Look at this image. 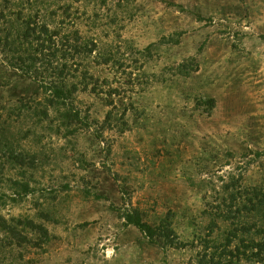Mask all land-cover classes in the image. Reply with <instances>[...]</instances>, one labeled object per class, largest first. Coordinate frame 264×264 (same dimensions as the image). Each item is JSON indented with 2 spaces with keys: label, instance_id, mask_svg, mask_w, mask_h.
<instances>
[{
  "label": "rangeland",
  "instance_id": "rangeland-1",
  "mask_svg": "<svg viewBox=\"0 0 264 264\" xmlns=\"http://www.w3.org/2000/svg\"><path fill=\"white\" fill-rule=\"evenodd\" d=\"M35 1L69 8L70 29L97 46L88 65L103 93L75 95L78 129L58 130L52 111L38 124L18 102L41 95L0 52V260L211 264L202 247L224 245L228 226L211 233L205 213L226 183L264 193V0ZM132 210L151 226L168 216L185 248L151 244L121 219ZM27 220L48 239L30 228L26 247H5L1 226L25 234Z\"/></svg>",
  "mask_w": 264,
  "mask_h": 264
},
{
  "label": "trees",
  "instance_id": "trees-1",
  "mask_svg": "<svg viewBox=\"0 0 264 264\" xmlns=\"http://www.w3.org/2000/svg\"><path fill=\"white\" fill-rule=\"evenodd\" d=\"M68 9L54 8L49 11L46 3L35 0H0V52L3 53L8 68L30 80L35 85L36 93L42 98L38 101L19 100L18 107L38 118V124H42L52 111L56 116L53 123L58 126V130H74L82 125L80 113L73 106L78 92L88 90L91 85L94 94L103 93L99 81L90 74L88 65L97 46L93 41L83 38L77 30L70 29L73 21L68 16ZM57 10H63L64 16L55 22ZM49 20L53 26L48 23ZM103 61V65L109 62ZM113 91L117 93L116 90ZM107 95L111 98L114 94L109 92ZM205 104L209 106L208 113L215 107L213 99H207ZM122 115H125L124 111ZM111 116L112 112H109L103 126L112 125L116 117ZM123 119V116L117 119L122 122L121 131L126 127ZM6 147L8 143L0 135V150H5ZM7 150L12 163L23 166L29 163L33 166V160L27 162L28 155H16L10 146ZM27 187L22 186L24 189ZM205 215L210 218L211 233L218 229L219 222L228 226L224 245L213 247L205 242L202 247L206 255L210 254L211 264H234L241 260L264 264L263 192L242 187L240 182L230 178L220 194V200L215 202V209H207ZM167 217L158 226L143 222L136 210L126 211L121 219L125 221V225L135 227L151 244L163 242L176 248H185L183 244H175L176 235ZM23 226L25 234L6 223L1 226L5 236L10 239L5 247L13 250L26 247L29 239L27 231L30 228L42 238L48 239L43 226L34 225L28 220ZM206 255L204 254L205 257ZM12 261L11 258H2L0 264H13Z\"/></svg>",
  "mask_w": 264,
  "mask_h": 264
}]
</instances>
